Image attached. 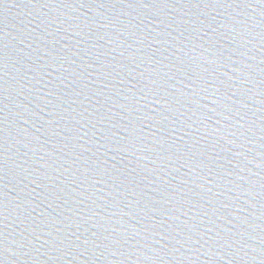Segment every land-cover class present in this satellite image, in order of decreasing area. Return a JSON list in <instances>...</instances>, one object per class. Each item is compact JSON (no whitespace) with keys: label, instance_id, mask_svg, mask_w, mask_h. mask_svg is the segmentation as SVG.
Returning a JSON list of instances; mask_svg holds the SVG:
<instances>
[{"label":"water","instance_id":"95a60500","mask_svg":"<svg viewBox=\"0 0 264 264\" xmlns=\"http://www.w3.org/2000/svg\"><path fill=\"white\" fill-rule=\"evenodd\" d=\"M0 264H264V0H0Z\"/></svg>","mask_w":264,"mask_h":264}]
</instances>
